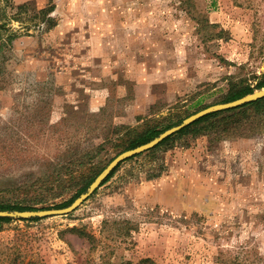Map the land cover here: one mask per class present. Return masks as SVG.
<instances>
[{
	"label": "rangeland",
	"instance_id": "rangeland-1",
	"mask_svg": "<svg viewBox=\"0 0 264 264\" xmlns=\"http://www.w3.org/2000/svg\"><path fill=\"white\" fill-rule=\"evenodd\" d=\"M263 76L264 0H0V203L55 175L39 208L63 209L79 185H59L104 170L129 131ZM0 250V264H264V110L125 161L73 213L3 224Z\"/></svg>",
	"mask_w": 264,
	"mask_h": 264
},
{
	"label": "trees",
	"instance_id": "trees-1",
	"mask_svg": "<svg viewBox=\"0 0 264 264\" xmlns=\"http://www.w3.org/2000/svg\"><path fill=\"white\" fill-rule=\"evenodd\" d=\"M178 1H180L182 4H185V3H189L191 0H178ZM214 37L222 38L221 35H210V38H214ZM263 88H264V76L258 80L257 84L254 87L251 85H247V84H234L230 87L228 92L224 95L223 99L221 100V103H228L231 101H235V100L240 99L246 95L252 94L256 90L263 89ZM238 110L240 111V113L241 112L245 113L249 110H252V112L255 114L261 113L264 110V98L261 100L255 101L253 103L246 104V105L239 107V108H236V109L210 114V115L200 119L196 123H194V124L186 127L185 129L181 130L180 132L175 134V136L169 137L168 139L163 141L160 145H158L157 147L152 149L150 152H154L155 150H157L161 146L170 142L172 139H174V137H178V136L190 131L193 127L200 125L203 122H207L211 118L220 116L223 113H231V112H235ZM181 122L182 121H178L176 123H170V124L164 125V126L156 125V126L148 128L147 130H145L143 132H138L136 130L129 131L128 135H127L128 137L126 138V146L123 149V151H121V153L128 151V150H131V149H134V148H137L143 144L150 142L151 140L157 138L160 134H162L166 130L181 124ZM140 156H142V154L137 155V156H135L129 160H132V159L140 157ZM121 165H119L111 173V175L104 181L103 185L105 183H107L110 180V178H112V176L118 171V169L120 168ZM102 171H103V168L101 170H99L96 174L94 173V175H90L92 172V171H90L89 175H87L84 172V173H81L77 176H73V177L71 176L72 178L68 181V183L64 187L59 185L60 190H63V191L65 189L69 188V186H75V185H79V189H78L76 195L69 202L55 206V208H64V207H67L70 204H72L76 198H78L81 194L87 192L89 186L93 183L95 178ZM160 175L161 174L151 175V177H159ZM57 180H58L57 176L51 175L45 180H38V181L33 182L29 186L19 187V188L15 189L14 192L17 194H20L19 197L23 198V199H20V200L14 202L12 204L0 203V211H36V210H40V209H46L44 207L39 208V206L45 204V202H46L45 197L47 195L51 194V190L48 191V194L46 191H41V190L46 189V188L48 189L49 188L48 185L51 184L52 182H57ZM67 185H69V186L67 187ZM38 220H40V219H31L29 221L33 222V221H38ZM12 221L13 220H11V219H0V231L2 230L3 224L11 223ZM105 225H108V223H105ZM70 232H72V233L76 234L78 237L88 241L90 243L92 249H94L96 244L99 242L98 239L94 235L88 233L85 229L74 227V228L70 229ZM11 250H14L15 255L20 256V250L19 249H16V248L15 249H9L8 251H11ZM0 254H2L1 250H0ZM11 254H13V253H11ZM0 260L2 261L1 258H0ZM17 260L18 259L14 260L12 262L14 264H17V262H16ZM144 262H146V261H144ZM142 263L143 262H141L139 264H142ZM18 264H24V261H20ZM27 264H39V263H34L32 261H29ZM86 264H90V262L88 261ZM102 264H105V263H102ZM107 264H109V263H107ZM127 264H131V263H127Z\"/></svg>",
	"mask_w": 264,
	"mask_h": 264
},
{
	"label": "water",
	"instance_id": "water-1",
	"mask_svg": "<svg viewBox=\"0 0 264 264\" xmlns=\"http://www.w3.org/2000/svg\"><path fill=\"white\" fill-rule=\"evenodd\" d=\"M264 98V88L254 91L252 94L246 95L235 101L228 103H222L215 105L213 107L206 108L199 111L190 117L183 120V122L175 127H172L157 138L151 140L150 142L143 144L137 148L125 151L118 155L113 161L97 176L93 183L89 186L87 192L81 194L74 202L63 209H45L36 211H0V219H11V220H31V219H42L53 216H65L76 211L80 206H82L95 191H97L104 183V181L111 175V173L125 161L137 156L151 151L163 141L169 137L174 136L186 127L196 123L200 119L217 112L228 111L242 107L246 104L253 103L255 101Z\"/></svg>",
	"mask_w": 264,
	"mask_h": 264
}]
</instances>
